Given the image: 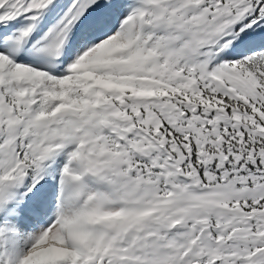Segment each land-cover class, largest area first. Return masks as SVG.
<instances>
[{"label": "snow or ice", "instance_id": "6c2138e0", "mask_svg": "<svg viewBox=\"0 0 264 264\" xmlns=\"http://www.w3.org/2000/svg\"><path fill=\"white\" fill-rule=\"evenodd\" d=\"M0 264H264V0H0Z\"/></svg>", "mask_w": 264, "mask_h": 264}]
</instances>
